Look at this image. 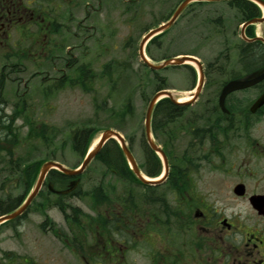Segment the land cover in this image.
I'll return each mask as SVG.
<instances>
[{"label": "flooded vegetation", "instance_id": "obj_1", "mask_svg": "<svg viewBox=\"0 0 264 264\" xmlns=\"http://www.w3.org/2000/svg\"><path fill=\"white\" fill-rule=\"evenodd\" d=\"M79 1L0 0V55L32 57L48 49L50 44L45 40L58 39L55 36L59 33L55 25L61 23L58 19L68 18V4L78 6ZM93 1L101 10L116 7L121 0ZM144 4L150 6L152 0ZM26 39L35 41L31 48H24ZM234 50L243 72L230 79L264 72V48ZM69 53L61 57L63 66L54 64L57 74L40 79L39 84L51 83L43 92L47 100L58 89V82L69 86L72 79L88 82L96 75L88 61L76 65L77 58L72 59ZM245 53L252 57H243ZM18 65L0 66V151L5 154L0 157V216L24 203L42 164L26 165L24 159L8 151L9 137L16 136L12 124L26 112L29 93L27 78L23 90L19 92L18 87L15 90L16 100L8 113L10 102L3 91L8 74L20 70L16 68ZM36 75L34 72L32 78ZM222 85L214 94L215 99ZM261 98V105L252 111L254 102ZM225 105L226 127L218 129L214 121L210 123L207 136L198 143L199 151L204 145L207 151L198 155L196 163L198 169L202 161L211 162L214 156L219 164H226L224 169L220 165L215 169L223 171V176L238 177L226 181L231 182L229 191H200L195 179L190 176L186 182L183 170L176 169L171 160L167 178L157 185L143 184L134 175L129 179L101 175L96 185L99 194H107L109 199L102 198L99 206L92 207L91 193L88 194L92 187L84 189L81 176L75 189L62 195L57 191L68 188L77 178L68 176L59 186L57 176L50 170L24 210L0 223V240H12L17 245L15 251L0 247V264H264V78L250 87L230 92ZM145 163L144 159L139 164L143 170ZM115 183L119 185L117 189ZM8 184L21 191L6 192ZM68 198L77 201L86 198V211L69 203ZM54 212L60 215L61 223L54 221ZM33 216L37 218L38 234L45 239L36 235V239L27 242L24 230L30 227ZM7 232L10 234L4 236Z\"/></svg>", "mask_w": 264, "mask_h": 264}, {"label": "rangeland", "instance_id": "obj_2", "mask_svg": "<svg viewBox=\"0 0 264 264\" xmlns=\"http://www.w3.org/2000/svg\"><path fill=\"white\" fill-rule=\"evenodd\" d=\"M88 1L80 0L78 4L81 6L68 4L66 9L68 18L58 19L61 23L55 25L59 31L55 33L58 39H44L46 43L48 42L47 45L50 44L48 49L33 54L32 57L27 55L24 59L0 55V66L20 64L16 67L20 70L10 72L5 82L3 95L10 102L8 113L11 110V103L16 100L15 90L18 87V91L21 92L24 81L29 79L24 119L18 118L12 124V131L17 133L18 142L14 144L9 142L8 151L15 155L14 157L20 156L28 160L26 163L30 165L40 163L49 155L68 167L79 164L82 156L74 151L72 136L74 130L83 127L93 131L91 145L105 128L120 131L126 137L136 161L142 164L147 150L144 139V113L149 98L158 85L174 91L176 98L187 97V93L197 81L196 72L192 68L178 65L152 71L141 62L138 55V43L147 29L165 21L182 0L163 2L152 0L150 6L144 4L148 0L144 3L134 1L123 3L121 0L116 7L101 10L96 2ZM84 16L86 18L82 20ZM243 20L238 7L232 1L193 2L182 10L176 21L164 33L147 44L149 58L153 63H160L164 58L175 54L187 53L198 57L204 66L206 74L204 88L197 101L189 105L181 119L172 125L173 130L181 127L180 123L184 120L190 119L214 103L216 100L214 94L222 82L243 72L234 50L243 45L239 34ZM78 21H81V26L78 25ZM254 29L261 34V31L264 32V23L255 25ZM32 43L35 41L26 39L24 48H31ZM37 49L40 51V46ZM68 53L72 54L70 55L72 59L77 58L76 65L88 61L89 67L96 74L87 82L90 90L84 91L74 85L64 86L55 89L50 100H47V95L43 92L51 83L45 81L39 84L40 79L43 76L49 79L51 75L57 74L53 69L54 64L57 63L55 64L57 67L63 66L64 60L61 57H67ZM7 71L9 67L4 70L5 73ZM104 71L107 72L104 74ZM34 72L37 75L32 78ZM126 104L130 105L131 113L126 114L123 120L113 115L115 111L121 113ZM28 123H32V127ZM31 128L33 131L44 130L46 135L50 134V145L42 144L39 138L26 139L31 133ZM166 133L159 136L154 133V138L160 145L169 139ZM187 143L188 136L184 131L175 133L173 145L170 147L173 149L174 157L181 156ZM195 148L194 156L207 151V145L200 151L197 149L198 144ZM4 155V152L0 151V157ZM226 159L228 162L229 158ZM217 161L218 159L213 156L211 162L202 161L200 168L190 173L200 191L227 192L231 182L226 181L238 179L232 178L231 175L223 176L224 172L216 170L215 166L220 165L224 169L226 164H219ZM237 162L235 165H238ZM103 171L104 167L94 159L81 174L84 189L96 185ZM115 186L117 189L118 183H115ZM5 190L9 193L21 191L12 188L10 184ZM86 200L68 198L69 203L85 211ZM52 217L56 223H61L58 213L52 214ZM36 224L37 218L33 216L30 227L24 230V240L27 242L36 239V235H39L40 239H45L41 233L38 234ZM151 232L154 233L155 230ZM9 234L10 232H7L4 236ZM0 247L14 250L17 245L12 240H0Z\"/></svg>", "mask_w": 264, "mask_h": 264}, {"label": "trees", "instance_id": "obj_3", "mask_svg": "<svg viewBox=\"0 0 264 264\" xmlns=\"http://www.w3.org/2000/svg\"><path fill=\"white\" fill-rule=\"evenodd\" d=\"M233 3L238 7V10L240 11L242 18L244 20H248L254 17H258L260 15V9L251 1L249 0H232ZM246 34L248 36H253L254 34V25L248 26L246 30ZM155 37L150 41L153 42ZM242 46L240 48H264V44L256 41V42H244L242 41ZM146 51L149 54L147 47ZM150 55V54H149ZM26 57V55L23 56H17V58ZM243 57H252V54L245 53ZM251 63L250 65H253ZM188 68H191L189 65H185ZM107 71H104V74ZM85 74H88L85 72ZM79 84L80 87L83 90H90L88 89V85L86 80L79 79V80H71L70 85H77ZM64 86V82L60 83L58 82L56 88ZM163 87L162 85L157 86V90H160ZM187 106L184 105H178L173 103L169 98H163L158 101L156 104L154 111H153V118H152V131L155 133L156 136L161 135L162 133H166V136L169 138L164 144L163 147L167 153V155L170 157L171 160L174 161V167L176 169H182L183 170V177L185 181L187 182L188 178L190 180V171L197 169V161L199 160V156L195 155L196 152L195 146L198 143H202L203 138L207 136V131L210 128V123L213 121L215 122V127L218 129H223L226 127L225 119L226 115L222 113L219 110V107L217 106L216 100L214 103L210 104L208 107H205V109L202 112H198L194 114L190 119H186L183 122H181V127L178 129L173 130L174 128L172 125L177 123L178 119H181L182 115L185 113ZM128 113H131V108L129 104H126L125 108L122 109L121 113L118 111L113 112V115L117 116L119 119L123 120L124 116ZM29 126L32 125V123H28ZM212 126V125H211ZM32 127V126H31ZM34 130V129H33ZM31 128V133L27 136L26 139L31 138H39L42 142V144H45L46 146L50 145L51 139L50 134L46 135L45 131H33ZM178 131H184L186 135L188 136V143L186 148L183 150L180 157L172 154V145L175 133L177 134ZM92 129L89 128H78L74 130L73 136H72V145L76 149V151L82 156L84 152L86 151V148L88 144L90 143L91 135H92ZM8 142L13 143L17 142V135L13 136L12 138L9 137ZM107 142L111 143L108 145L105 143V145L102 147L100 152L96 155L95 159L104 167V171L102 175L106 176H121L124 178L129 179L133 176L132 171L129 169L122 153L119 148V145L114 139H110ZM107 144V145H106ZM146 144V143H145ZM198 149V148H197ZM43 160V159H42ZM145 160L146 163L144 165L145 173L149 176H156L159 174L161 170V163L159 157L150 149L147 147V150L145 152ZM28 160H25V164L28 165ZM51 173H55L58 180V185L61 186L66 178H68L67 175L52 169ZM176 175V173H175ZM107 185V183H106ZM108 185L112 186L114 188V184L111 182H108ZM91 193V200L89 202V205L92 207H97L100 204V200L102 198L109 199L107 194H104L103 196L99 194V188H97V185L93 186L90 191H88V194ZM84 195V194H82ZM76 217V215H75Z\"/></svg>", "mask_w": 264, "mask_h": 264}, {"label": "water", "instance_id": "obj_4", "mask_svg": "<svg viewBox=\"0 0 264 264\" xmlns=\"http://www.w3.org/2000/svg\"><path fill=\"white\" fill-rule=\"evenodd\" d=\"M192 1H195V0H183L177 6V8L174 10V12L170 18L167 21H165V22L159 24L158 26L147 31L142 36L141 40L139 41V45H138L139 57H140L141 61L150 69L159 70V69H162V68L167 67V66H176V65H181V64H185V63H191V64H194L196 72H197V83H196L195 87L193 88V91L187 100L180 101L174 96L173 92L170 91L169 89H161V90L156 91L147 103V106L145 109V115H144V135H145L146 143L159 156L161 163H162L163 169H162L161 174L158 176V179H151L150 177H146L145 175H143L140 172V170L138 169L137 162H136L131 150L129 149L128 144H127L124 136L122 135V133H120L119 131H117L115 129L107 128L101 132L96 143L88 149V151L86 152L85 157H84L83 161L81 162V164L79 165V167H77L75 169H71V168L66 167L62 163L54 161V160H48V161H45L44 163H42L40 170H39V173H38L37 180L35 182V185H34L33 189L31 190L28 198L24 202V204L21 205L14 212L1 216L0 222L14 218L15 216H17L18 214H20L23 211V209L26 207V205L30 202L32 197L38 191L46 173L50 169H57L60 172L66 174V175H70V176L79 175L86 168V166L89 164V162L95 157V155L99 152V150L104 145V143L111 138L115 139L118 142L119 147L121 149V152H122L125 160L127 161L130 169L133 171V173L138 177V179L141 182H143L145 184H158V183H161L167 177V174H168L167 156H166L165 152L163 151V149L161 148V146L159 144H157L152 137V131H151L150 123H151V116H152L153 108H154L155 104L161 98H164V97H168L173 103L178 104V105H189V104H192L194 101H196V99L198 98V96L200 94V91L202 89V86H203L204 80H205L204 68H203V64L201 63V61L196 56L188 55V54H182V55L170 57V58L162 60L160 63H153L146 56L144 48H145L147 41H149L153 36L161 33L162 31L166 30L167 28H169L170 25L176 20V18L180 14V12L186 7L187 4H189ZM199 1H215V0H199ZM249 1H252L253 3L262 7L264 10V1L263 0H249ZM261 23H264V11L260 17H254V18L246 20L242 23L241 28H240L241 38L247 42H253L256 40H260L261 42L264 43V37L263 36L257 35L255 37L250 38V37H247L245 35V28L248 25H250V24H261ZM263 78H264V72L259 73L253 77H243V78L232 79V80L227 81L222 86L219 97H218V106L220 107L221 111L228 112L227 108L225 107V98H226L228 93H230L234 90L249 87V86L255 84L256 82L260 81ZM262 102H263V99L256 100V102H254V104L252 105L251 110L254 111L257 107H259L261 105ZM76 185H77V181L72 182L70 184L69 188L64 189V190H60L58 192L60 194H66L69 191H71L72 189H74Z\"/></svg>", "mask_w": 264, "mask_h": 264}, {"label": "bare ground", "instance_id": "obj_5", "mask_svg": "<svg viewBox=\"0 0 264 264\" xmlns=\"http://www.w3.org/2000/svg\"><path fill=\"white\" fill-rule=\"evenodd\" d=\"M191 93H192V92H188L186 96L189 97V95H190ZM173 94H174V96L176 95L174 92H173ZM187 97H179V99H180V100H184V99H186Z\"/></svg>", "mask_w": 264, "mask_h": 264}]
</instances>
